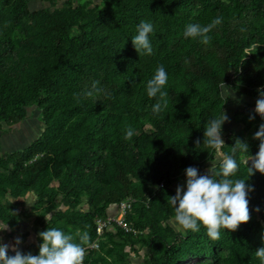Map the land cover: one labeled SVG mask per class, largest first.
<instances>
[{"label": "trees", "instance_id": "1", "mask_svg": "<svg viewBox=\"0 0 264 264\" xmlns=\"http://www.w3.org/2000/svg\"><path fill=\"white\" fill-rule=\"evenodd\" d=\"M30 1L0 0V129L30 106L43 130L7 152L0 140V221L14 229L20 198L31 191L40 232L57 227L77 242L78 231L97 239L83 264H129L140 249L144 264H183L191 255L207 257L192 264H261L254 253L264 246V174L248 178L244 160L259 150L254 135L246 141L222 126L223 153L231 154L237 138L248 145L236 154L234 178H248L253 189L249 222L213 241L203 226L175 228L168 196L189 166L219 171L220 155L203 145V133L226 106L222 82L249 98L234 113L237 122L264 123L252 107L264 89V0H49L53 7L36 9ZM217 17L222 24L209 45L183 37L189 23ZM141 20L153 24L152 55L138 54L131 42ZM159 65L168 73V107L154 114L157 98L147 96L146 84ZM94 81L110 97L86 98ZM128 125L135 135L125 140ZM129 196L128 228L113 223L98 235L95 217ZM40 243L37 234L22 251L35 247L38 255Z\"/></svg>", "mask_w": 264, "mask_h": 264}, {"label": "clouds", "instance_id": "2", "mask_svg": "<svg viewBox=\"0 0 264 264\" xmlns=\"http://www.w3.org/2000/svg\"><path fill=\"white\" fill-rule=\"evenodd\" d=\"M222 24V17L213 19L206 26L199 23H189L183 31V37L200 38V42L209 45L213 29ZM153 24L141 20L136 27V35L131 39L132 45L138 54L152 55L153 48L149 34L153 32ZM188 61L186 60L185 63ZM168 82V73L163 65L157 66L154 75L147 81L146 92L150 98H157L152 106L154 114L163 112L168 107V93L164 91ZM227 98L231 95L229 89L220 85ZM259 98L256 100L255 112L264 118V89H258ZM111 93L100 86L99 81H94L90 89L84 92L86 98L99 100L101 96L108 98ZM254 117L250 116V120ZM229 120L222 111L218 118H211L205 123L203 145L217 150L220 155L219 171L209 174H200L196 167L189 166L185 169L186 190L184 186H177L174 196H168V203L174 209V221L184 230L199 232L201 226L206 229L207 236L213 240L221 238V230L236 231L238 227L251 219L249 210L248 193L253 189L246 180L256 172L264 174V123L259 125L254 139L259 140V150L255 156L247 160V179L234 178L239 169L236 154L248 152L246 142L236 139L231 147V154L223 153L225 142L222 139V126ZM135 135L134 129L128 125L124 130V139L129 140ZM197 145L200 141H196ZM251 161V166H248ZM256 211H259L257 208ZM48 221V218L45 217ZM7 230V224L0 231ZM76 238L57 227H48L39 232L42 241L38 245V255L31 252L24 253L19 249L22 243L16 238L12 245L0 243V264H83L87 255V246L91 237L87 231L77 232ZM9 249L14 255H9ZM254 255L264 264V246L258 248Z\"/></svg>", "mask_w": 264, "mask_h": 264}, {"label": "rangeland", "instance_id": "3", "mask_svg": "<svg viewBox=\"0 0 264 264\" xmlns=\"http://www.w3.org/2000/svg\"><path fill=\"white\" fill-rule=\"evenodd\" d=\"M62 2L63 0H58L57 4H61ZM45 5H51V2L49 0H31L29 7L30 9H36ZM51 7L53 6L51 5ZM224 85L229 89L231 95H229V97L227 98V94L222 90L223 95L226 97V106L223 112L226 113L229 117V120L224 123L223 127L224 129L226 128L234 134L237 132L242 133L246 138L245 140L249 141L250 139H252V136L256 131H258V129L253 126L244 127L233 117L234 113H243L242 110L245 107L244 101L249 98H247L246 96H241L240 93L234 91L228 85ZM255 106L256 104L252 107L255 108ZM40 114L41 113L39 110L29 106L27 114L17 123L12 125L4 124L2 126V129H0V140L2 142L1 150L3 152H7L13 147L21 148L25 146V144L28 143L31 139L38 136V134L43 130V121L40 118ZM224 129L222 131L223 140L225 138L224 133L226 132ZM215 154L219 155V152L217 151ZM248 159L249 157L244 156V160ZM197 169L199 170L200 174L206 173L205 167H200ZM177 186H184L186 190V175L173 185L174 191H176ZM35 196V193L30 191L20 198L22 202L19 208L21 209L22 217L15 225L14 229H12L7 224V230L0 231V243L12 245L16 238H20L22 243L19 245V249L22 251L28 246V244H35L37 242V234L40 232L41 226L36 221V216L39 208L36 204ZM110 209L113 208L111 207ZM170 222L175 228L182 229L175 223L174 217L170 218ZM4 225H6V223L0 221V228H2ZM34 250L35 247H30L27 253L31 252L33 255H36ZM9 252H12L11 249H9ZM204 258L207 257L191 255L187 258L186 261L183 262V264H192L197 260ZM128 260L130 262L129 264H144L145 262L143 249H140L138 252L132 251Z\"/></svg>", "mask_w": 264, "mask_h": 264}, {"label": "built area", "instance_id": "4", "mask_svg": "<svg viewBox=\"0 0 264 264\" xmlns=\"http://www.w3.org/2000/svg\"><path fill=\"white\" fill-rule=\"evenodd\" d=\"M134 197L129 196L126 199H122L119 203L116 204L115 210L111 212H107L104 215H97L95 217L96 231L98 235H101L104 232L105 227L108 225L115 223L117 225H121L122 227H127V222L125 219V213L131 206V200ZM98 245L97 239L92 241L89 246H87V252L89 248ZM87 256V255H86Z\"/></svg>", "mask_w": 264, "mask_h": 264}]
</instances>
